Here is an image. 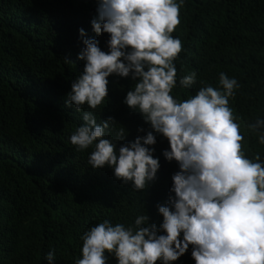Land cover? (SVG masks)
<instances>
[{
	"label": "trees",
	"instance_id": "1",
	"mask_svg": "<svg viewBox=\"0 0 264 264\" xmlns=\"http://www.w3.org/2000/svg\"><path fill=\"white\" fill-rule=\"evenodd\" d=\"M95 16V0H0V264H47L49 250L54 264H74L81 236L98 216L127 223L145 212L159 227L157 205L174 196L171 176L179 169L164 159L169 146L162 135L154 133L156 142L148 146L160 167L143 192L114 178L107 166L91 168V149L77 151L69 142L82 123L81 113L65 104L83 70L76 59L83 47L78 29L107 51L108 34L91 29ZM179 19L171 33L182 44L176 72L198 63L209 79L203 86L214 88L220 72L235 78L239 88L228 105L240 125L241 149L249 159L257 153L264 159V145L247 128L264 119V0H184ZM107 79L105 105L82 110L92 111L97 123L113 118L108 138L124 127L119 147L144 135L138 127L150 129L123 102L135 81L114 74ZM170 264L195 262L182 254Z\"/></svg>",
	"mask_w": 264,
	"mask_h": 264
},
{
	"label": "clouds",
	"instance_id": "2",
	"mask_svg": "<svg viewBox=\"0 0 264 264\" xmlns=\"http://www.w3.org/2000/svg\"><path fill=\"white\" fill-rule=\"evenodd\" d=\"M184 0H95L90 21L99 36L107 33V51L99 41L85 38L77 60L83 70L71 83L65 104L81 113L82 123L69 136L77 151L91 149V168L112 169L114 178L143 192L160 167L153 156L155 134L168 141L166 161H176L168 197L157 205V227L143 212L128 220L98 216L81 236L80 258L74 264H170L190 254L195 264H264V159H252L241 149L240 125L228 99L239 84L218 74L219 87L208 81L196 63L176 72L174 60L182 50L171 33L180 23ZM110 74L135 81L123 102L138 112L150 130L138 127L133 140L117 147L126 135L120 128L107 137L111 116L96 121L92 111L105 105ZM171 92L179 98H174ZM195 93L194 96L192 94ZM247 128L264 145V119ZM44 259L54 264L49 250Z\"/></svg>",
	"mask_w": 264,
	"mask_h": 264
}]
</instances>
